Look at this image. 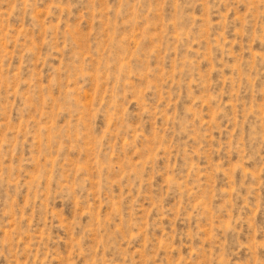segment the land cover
<instances>
[{
  "label": "rangeland",
  "instance_id": "374dc122",
  "mask_svg": "<svg viewBox=\"0 0 264 264\" xmlns=\"http://www.w3.org/2000/svg\"><path fill=\"white\" fill-rule=\"evenodd\" d=\"M0 264H264V0H0Z\"/></svg>",
  "mask_w": 264,
  "mask_h": 264
}]
</instances>
